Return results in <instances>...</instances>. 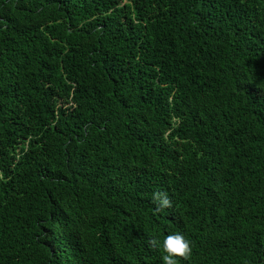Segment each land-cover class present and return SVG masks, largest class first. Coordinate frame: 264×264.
Segmentation results:
<instances>
[{
	"label": "trees",
	"instance_id": "16d2710c",
	"mask_svg": "<svg viewBox=\"0 0 264 264\" xmlns=\"http://www.w3.org/2000/svg\"><path fill=\"white\" fill-rule=\"evenodd\" d=\"M175 231L264 264V0H0V264H163Z\"/></svg>",
	"mask_w": 264,
	"mask_h": 264
},
{
	"label": "clouds",
	"instance_id": "9594fccd",
	"mask_svg": "<svg viewBox=\"0 0 264 264\" xmlns=\"http://www.w3.org/2000/svg\"><path fill=\"white\" fill-rule=\"evenodd\" d=\"M158 210L172 207L173 200L168 192L156 191L152 194ZM161 249L163 264H179L181 258L188 260L192 255V242L182 231L169 232L162 242L155 241Z\"/></svg>",
	"mask_w": 264,
	"mask_h": 264
}]
</instances>
